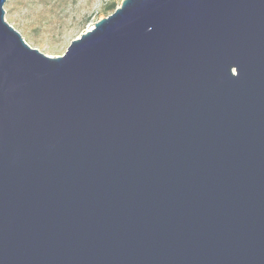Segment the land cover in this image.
Here are the masks:
<instances>
[{"label": "water", "instance_id": "1", "mask_svg": "<svg viewBox=\"0 0 264 264\" xmlns=\"http://www.w3.org/2000/svg\"><path fill=\"white\" fill-rule=\"evenodd\" d=\"M0 0V264H264V0H123L51 57Z\"/></svg>", "mask_w": 264, "mask_h": 264}, {"label": "rangeland", "instance_id": "2", "mask_svg": "<svg viewBox=\"0 0 264 264\" xmlns=\"http://www.w3.org/2000/svg\"><path fill=\"white\" fill-rule=\"evenodd\" d=\"M123 0H6L4 21L40 53L62 56L70 42L107 17L104 8ZM110 15V14H108Z\"/></svg>", "mask_w": 264, "mask_h": 264}, {"label": "trees", "instance_id": "3", "mask_svg": "<svg viewBox=\"0 0 264 264\" xmlns=\"http://www.w3.org/2000/svg\"><path fill=\"white\" fill-rule=\"evenodd\" d=\"M115 9L116 5L114 3H110L104 8V13L108 16V14H112Z\"/></svg>", "mask_w": 264, "mask_h": 264}]
</instances>
